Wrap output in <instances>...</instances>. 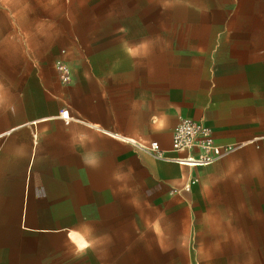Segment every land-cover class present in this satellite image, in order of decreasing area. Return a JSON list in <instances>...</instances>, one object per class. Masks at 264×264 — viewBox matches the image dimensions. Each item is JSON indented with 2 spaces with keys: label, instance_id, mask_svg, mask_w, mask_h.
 Instances as JSON below:
<instances>
[{
  "label": "crops",
  "instance_id": "1",
  "mask_svg": "<svg viewBox=\"0 0 264 264\" xmlns=\"http://www.w3.org/2000/svg\"><path fill=\"white\" fill-rule=\"evenodd\" d=\"M241 5L150 0L142 16L117 18L116 39L102 51L115 66L77 63L65 85L55 52L35 66L28 85L0 92V264L52 263V236L69 240L76 224L101 220L93 207L103 205L94 203L102 187L94 185L139 192L142 181L176 187L191 177V191L245 175L242 167L252 166L246 145L187 168L110 135L156 140L169 150L172 129L185 117L207 126L217 144L264 138V22L230 21L247 13ZM84 156H98L99 166L85 165ZM194 235L199 245L181 247L182 264H253L243 249Z\"/></svg>",
  "mask_w": 264,
  "mask_h": 264
},
{
  "label": "rangeland",
  "instance_id": "2",
  "mask_svg": "<svg viewBox=\"0 0 264 264\" xmlns=\"http://www.w3.org/2000/svg\"><path fill=\"white\" fill-rule=\"evenodd\" d=\"M149 1L0 0V92L28 85L35 66L55 52L70 59L71 73L77 63L94 70L115 66L114 56L106 61L102 51L116 39L117 18L142 16ZM242 5L247 13L230 21L264 22V0H242ZM246 146L252 166L242 167L245 175L233 174L201 190L143 181L139 192L94 185L102 187L94 190V203L103 205L93 207L101 220L78 223L72 228L81 233L70 234L77 246L86 245V253L76 256L64 234L52 236L48 264H182L181 247L199 245L194 234L223 240L243 249L238 253L245 250L253 264H264V138Z\"/></svg>",
  "mask_w": 264,
  "mask_h": 264
},
{
  "label": "built area",
  "instance_id": "3",
  "mask_svg": "<svg viewBox=\"0 0 264 264\" xmlns=\"http://www.w3.org/2000/svg\"><path fill=\"white\" fill-rule=\"evenodd\" d=\"M61 53L64 54L65 51L61 50ZM54 68L63 84H68L71 81V66L66 58H57L54 62ZM61 116L65 121L69 120L67 114H61ZM110 135L156 160L176 163L187 168L213 164L250 143L217 144L207 126L185 117L180 118L172 129L169 150L162 149L156 140H142L117 133ZM194 182V178H187L182 185V190L189 191Z\"/></svg>",
  "mask_w": 264,
  "mask_h": 264
},
{
  "label": "clouds",
  "instance_id": "4",
  "mask_svg": "<svg viewBox=\"0 0 264 264\" xmlns=\"http://www.w3.org/2000/svg\"><path fill=\"white\" fill-rule=\"evenodd\" d=\"M144 47H146V45ZM3 102H4L3 97L0 96V104H3ZM82 162L89 167L95 168V167L99 166L100 160H99L98 156L93 157V158H89L88 156H84V157H82ZM114 178L117 180H120V179H122V176L117 174ZM69 242L71 243V238H69ZM92 246L93 245L91 243L88 245V247H92ZM73 248H74L73 254L76 256H80L82 254H85L87 251L86 247L81 248L80 246L74 245Z\"/></svg>",
  "mask_w": 264,
  "mask_h": 264
},
{
  "label": "snow or ice",
  "instance_id": "5",
  "mask_svg": "<svg viewBox=\"0 0 264 264\" xmlns=\"http://www.w3.org/2000/svg\"><path fill=\"white\" fill-rule=\"evenodd\" d=\"M72 236H73V239H74V240L77 239V235H76V234H72ZM79 246H80L81 248H85V247H86V245H85L83 242H79Z\"/></svg>",
  "mask_w": 264,
  "mask_h": 264
}]
</instances>
